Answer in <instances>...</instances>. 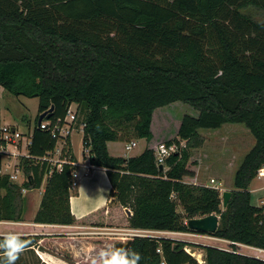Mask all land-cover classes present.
I'll use <instances>...</instances> for the list:
<instances>
[{
    "label": "trees",
    "instance_id": "1",
    "mask_svg": "<svg viewBox=\"0 0 264 264\" xmlns=\"http://www.w3.org/2000/svg\"><path fill=\"white\" fill-rule=\"evenodd\" d=\"M2 89L37 98L38 107L28 157H20L23 180L0 176V220L22 221V189L40 188L50 168L34 161L56 145L39 123L48 116L51 127L62 124L74 104L73 125H82L89 162L104 168L111 184L110 214L76 220L69 203L74 166L64 163L45 180L35 223L199 233L187 220L216 214L217 228L207 235L230 247L136 236L113 254L111 237L18 236L25 248L38 245L86 264H131L137 255L136 264H199L190 245L204 250V264H264L237 251L243 245L264 252V204L253 205L249 190L264 166V0H0V96ZM181 104L193 113L174 114V136L157 140L154 111ZM224 124L243 125L255 139L226 207L217 188L185 180L194 176L192 150L204 143L199 130ZM131 139L147 142L140 154L108 152L107 142ZM159 143L177 146L162 168ZM63 151L75 160L70 136ZM7 237L14 236H0V245ZM69 241L73 255L65 251Z\"/></svg>",
    "mask_w": 264,
    "mask_h": 264
},
{
    "label": "rangeland",
    "instance_id": "2",
    "mask_svg": "<svg viewBox=\"0 0 264 264\" xmlns=\"http://www.w3.org/2000/svg\"><path fill=\"white\" fill-rule=\"evenodd\" d=\"M178 106V107H177ZM174 108H159L154 111L153 131L157 140L174 136L178 118L185 113H193L191 108L184 105H177ZM37 98H28L24 96H15L6 90H1L0 96V114L2 126H11L17 128L22 135H27L35 126L37 115ZM176 111L174 112V110ZM178 115L177 117L174 115ZM204 137V143L200 148L192 150L190 169L193 170L192 179L185 178L188 182L196 184H205L219 188L222 193L233 186V179L236 169L243 160L245 154L255 143L254 137L248 129L239 124H224L215 130H199ZM166 136L163 138V135ZM74 149L77 154H82L81 131L72 130L70 133ZM132 140V139H131ZM162 141V140H160ZM24 142V141H23ZM130 142V140L128 141ZM136 146L130 150L122 149L126 155H134L145 145V140H137ZM152 145V144H151ZM123 148L124 143L120 144ZM227 166V167H224ZM213 179L214 182H210ZM261 180L253 179L249 188L255 187ZM43 185L35 190H28L27 196H39ZM179 211L182 209L179 207ZM160 236H168L161 234ZM173 238L184 240L192 244H212L218 242L224 248H230L228 243L212 240L207 237L193 235H170ZM215 243V244H216ZM237 251L250 256H259L264 258V252L258 253L255 248L237 245ZM186 249L197 259L199 264H204V250L188 245Z\"/></svg>",
    "mask_w": 264,
    "mask_h": 264
},
{
    "label": "crops",
    "instance_id": "3",
    "mask_svg": "<svg viewBox=\"0 0 264 264\" xmlns=\"http://www.w3.org/2000/svg\"><path fill=\"white\" fill-rule=\"evenodd\" d=\"M75 108L76 106L74 104L71 105L72 112H74ZM80 126L81 125H79L78 127L74 126V130L77 131L79 130L82 133V128ZM31 132L32 131L28 132L27 135H23L24 138L17 143L16 147L14 145H10L8 147L9 151L13 153L8 157V160L11 162V164H17L20 156H24L27 154L26 137ZM132 140L142 141L145 139H132ZM70 142H71V151L75 159L74 162L76 164L83 165L85 167L84 169L79 168V170L82 172V175L76 180V184L74 185L75 192L71 193L69 199L71 213L74 215V217L78 222L88 218L97 219L99 217L101 218L103 217V219L106 220L110 214V208L108 206L110 205L111 202V197H110L111 184L107 177L106 171L102 167H97L90 164L89 156L88 154H86L83 145H82V154H77L74 149L71 136H70ZM81 143H82V137H81ZM123 143L124 146L122 148L119 145ZM127 143L128 142L126 141H119V140L109 141L107 142L108 152L110 153V155L116 157L136 156L140 154L147 145L146 142L145 145L140 149V151L138 153H135L134 155H126L124 152H122V149L125 148V145ZM260 170L262 174L257 175V177H255L254 179L261 180V182L255 185V187L249 188L251 193V203L255 206H261L264 204V166ZM23 178L24 177L22 176V174L18 173V179L16 182L20 183L23 180ZM42 185H43V189L39 196L32 195L29 197L26 195L27 190L23 192L24 196L26 197V208L22 221L0 220V236L26 237V236L37 235V236L46 237V236L63 235L68 237H74V236H83V234H80L78 232L84 231L88 227H92L90 225H84L81 223H75L73 225L35 223L33 219L40 204L42 193L44 191L45 180L42 181L41 186ZM217 189L219 190V188ZM232 189L233 186L228 188L229 191H231ZM107 210L108 213L106 212ZM122 211L126 215L124 208H122ZM114 227L129 228L127 226H121V227L114 226ZM104 237H108V236H104ZM111 238L115 240V243L118 241L120 242L126 241L115 237H111ZM115 243L113 244L112 247V253ZM215 243L213 242L212 244ZM59 244H60V239H59ZM217 244L219 245L218 242L216 243V245ZM72 245H73L72 242L69 241L68 245L66 246L67 248L65 247V251L69 252L71 255L75 253V249ZM0 258H2L0 260H3V258H5V253H0ZM15 264H86V263L79 261L69 262L57 253H53L51 251H48L47 249L40 248L38 245H33L24 248V250L19 253V258L16 260Z\"/></svg>",
    "mask_w": 264,
    "mask_h": 264
},
{
    "label": "built area",
    "instance_id": "4",
    "mask_svg": "<svg viewBox=\"0 0 264 264\" xmlns=\"http://www.w3.org/2000/svg\"><path fill=\"white\" fill-rule=\"evenodd\" d=\"M74 113L71 111V108L65 118V121L62 124L56 123L52 127L50 126V122L48 120H43L39 123V128L42 130H48L50 129L52 136L56 138V145L55 148L48 152L43 157L34 158L35 163L45 161L48 163V166L50 167L49 170L44 175L43 180H46L48 176L51 175L53 170L60 171L62 168V165L64 163H70L72 166H74V169L71 171V174L73 178L76 180L82 175V172L79 170V168L84 169L85 167L83 165L76 164L74 161H69V158L65 155V151H63V145H64V138L66 136H70V133L72 130H74ZM82 128V125L80 126ZM30 134L26 137L27 145L30 142ZM23 135L16 129L12 128L11 126H2L0 130V176L1 175H8L9 178L13 181H17L18 179V173H21L19 169V162L20 158L17 164H11V162L8 160V157L12 155L8 149L10 145H14L16 147L17 143L20 142L23 139ZM183 144V143H182ZM136 146V142L134 140L128 142L125 145V149L130 150L133 147ZM86 154L89 156V151L87 148H84ZM177 150V146L175 143H172L170 145H167L165 143H159L156 147L155 151V159L156 163L158 165H163L165 163L166 158L173 152ZM6 156V158H5ZM25 157H28V153L24 155ZM22 157V156H20ZM261 170L258 171V175H261ZM210 182H214L213 179L210 180ZM25 189H22V192H24ZM83 235L88 236H108V237H115L122 240L131 239L133 237H169L173 238L174 236L170 235H193V236H201V237H207L212 240L216 241H224L227 243V241L215 238L212 236L207 235L206 233H175V232H160V231H152V230H143V229H133V228H116V227H88L84 231L78 232ZM161 234H166L168 236H160ZM213 243V242H212ZM157 252H160V250H157ZM160 264H165L164 261H162Z\"/></svg>",
    "mask_w": 264,
    "mask_h": 264
},
{
    "label": "water",
    "instance_id": "5",
    "mask_svg": "<svg viewBox=\"0 0 264 264\" xmlns=\"http://www.w3.org/2000/svg\"><path fill=\"white\" fill-rule=\"evenodd\" d=\"M51 110V109H50ZM43 115L40 116V120ZM45 120L48 119V116L44 118ZM160 168H162V165H159ZM231 191L225 190L221 193V204L222 207H226L229 199H230ZM125 213L127 216L131 215V212L129 209H125ZM187 226L192 231H197L199 233H213L218 225V216L216 214H211L203 217H196L191 218L187 220ZM131 243V239H127L124 242H116L113 249V254H122L124 253L129 245ZM256 258H259L257 256H254Z\"/></svg>",
    "mask_w": 264,
    "mask_h": 264
},
{
    "label": "clouds",
    "instance_id": "6",
    "mask_svg": "<svg viewBox=\"0 0 264 264\" xmlns=\"http://www.w3.org/2000/svg\"><path fill=\"white\" fill-rule=\"evenodd\" d=\"M0 246H2L5 251V258L0 260V264H15L16 260L19 258V253L26 247L18 236L5 238L4 243ZM139 259L140 257L137 255L131 264H136V261Z\"/></svg>",
    "mask_w": 264,
    "mask_h": 264
},
{
    "label": "bare ground",
    "instance_id": "7",
    "mask_svg": "<svg viewBox=\"0 0 264 264\" xmlns=\"http://www.w3.org/2000/svg\"><path fill=\"white\" fill-rule=\"evenodd\" d=\"M256 251H260L261 252V250H257V249H255ZM259 257V256H258Z\"/></svg>",
    "mask_w": 264,
    "mask_h": 264
}]
</instances>
